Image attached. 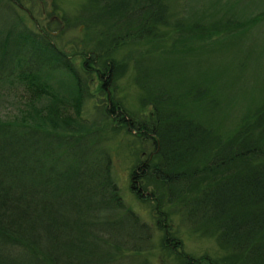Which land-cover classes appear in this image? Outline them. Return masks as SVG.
Returning a JSON list of instances; mask_svg holds the SVG:
<instances>
[{
  "label": "trees",
  "instance_id": "obj_1",
  "mask_svg": "<svg viewBox=\"0 0 264 264\" xmlns=\"http://www.w3.org/2000/svg\"><path fill=\"white\" fill-rule=\"evenodd\" d=\"M5 1L0 87L15 82L27 97L16 112L0 115V264H149L142 257L151 249L149 225L123 203L110 159L97 146L108 107L118 105L104 95L94 107L102 116L95 126L81 111L82 84L95 80L94 91L106 93L115 75L111 53L127 40L160 38L169 27L167 6L163 0H86L72 21L83 38L58 49L48 32L13 24L10 8L27 0ZM180 24L205 41V29L222 38L248 23L225 13L209 25ZM56 30L60 37L63 30ZM150 113V129L120 120L134 138L149 131L158 146L143 175L162 186L182 223L211 229L218 245L242 257L238 264H264V106L226 136L202 127L201 119L170 117L155 101ZM203 204L205 217L196 220L193 212ZM160 222L155 215L158 228ZM168 251L175 256L174 244Z\"/></svg>",
  "mask_w": 264,
  "mask_h": 264
},
{
  "label": "rangeland",
  "instance_id": "obj_2",
  "mask_svg": "<svg viewBox=\"0 0 264 264\" xmlns=\"http://www.w3.org/2000/svg\"><path fill=\"white\" fill-rule=\"evenodd\" d=\"M85 1L27 0L18 8H10L16 19L13 24L18 26L17 30L24 28L31 33L46 31L54 47L69 49L71 42L83 38L79 25L72 21L83 10ZM163 2L169 27L162 29L160 38L119 44L110 56L115 75L113 78L111 73L106 93L94 91L95 80L93 84L83 83L81 111L85 119L97 126L102 116L94 110L96 103L107 95L118 105L108 107L111 117L108 115V126L100 132L97 146L110 159L111 174L123 203L149 225L151 249L142 255L149 264H191V259L197 260V264H208L210 259L220 264H238L242 257L218 245L211 229H195L182 223L179 209L168 202L162 186L154 182L155 178L143 175L148 172V158L158 151V146L154 149L148 140L149 131L134 138L121 127L124 122L120 120L138 122L150 129L155 101L170 117L201 119L202 127H213L224 136L232 134L253 111L264 106V0ZM7 9L6 1L0 0V12L9 15ZM225 13L248 23L246 30L219 38L215 31L205 29L204 41L179 29L180 23L190 26L195 21L209 25ZM251 20L255 23H249ZM58 26L63 30L60 37L56 36ZM168 33L171 35L165 39ZM26 97L15 82L10 88L1 86L0 115L16 112ZM193 214L196 220L205 217V204ZM155 215L161 218L159 228ZM163 229L168 236L166 247H161ZM173 244L175 256L168 251Z\"/></svg>",
  "mask_w": 264,
  "mask_h": 264
}]
</instances>
